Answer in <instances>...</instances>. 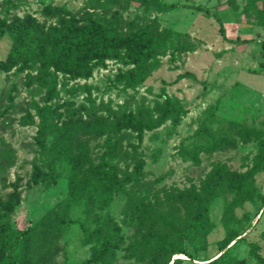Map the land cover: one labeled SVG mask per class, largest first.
<instances>
[{"label":"rangeland","instance_id":"obj_1","mask_svg":"<svg viewBox=\"0 0 264 264\" xmlns=\"http://www.w3.org/2000/svg\"><path fill=\"white\" fill-rule=\"evenodd\" d=\"M164 1L206 11L0 0V226L46 219L22 264H208L233 233L230 264H264V0ZM54 30L111 42L54 65ZM167 98L176 127L160 123ZM207 202L211 228L195 229Z\"/></svg>","mask_w":264,"mask_h":264},{"label":"trees","instance_id":"obj_2","mask_svg":"<svg viewBox=\"0 0 264 264\" xmlns=\"http://www.w3.org/2000/svg\"><path fill=\"white\" fill-rule=\"evenodd\" d=\"M248 1H249L251 8L256 7L257 0H248ZM146 2L152 3L154 8L160 9V10H176V9L184 7V8L196 9L199 11H206L204 8H201V7L194 8V7H187V6H179L177 4H168L164 0H146ZM262 25L264 26V23ZM54 31L56 34L53 35L54 38L52 41V47L50 49L51 54H48V52L45 51L41 56L44 59L46 58L47 60H50V61L45 60L46 62L53 63L55 65V62L60 61L68 52L70 55H72L73 47L78 49V47L80 48V45H79V42L73 41V44H72L69 40H66L67 38H65L62 35L61 31L59 30H54ZM222 32H223V35L225 36L226 33H225L224 28H222ZM101 37H102V34L96 36L94 39L88 38V40H85L84 43L81 44L80 49H84L85 47L90 46L92 48L93 53L98 51V49H100L101 54L106 52L108 50V47L111 41L109 40V41H106V42L104 41L101 43L99 41ZM156 41L157 43H164L166 39L165 40L163 38L155 39L154 44L156 43ZM229 42L237 43V44H247V43H250L251 40H237V41H229ZM70 46H72L71 50H69ZM263 47H264V44H263ZM156 51H157V48L154 45L152 48L146 50L144 54V60L155 56ZM180 78H182V76ZM167 103H168V108L162 113L161 118H160V123L162 124V123H165V121L167 120H171L173 125L176 127L180 124L183 115L181 114V112L175 111L171 103V99L167 98ZM52 169H53V166H52ZM115 176H116V171L114 170H112V176H108V173H106L104 170H101V176L100 177L97 176V179H98V182H105L107 180H110V182H115L113 180ZM212 179H213V175H212ZM75 200H76V197L73 196L71 201L67 204L68 208L74 205ZM208 203L210 202H207V205L202 207V214L196 220L195 225H194L195 229L208 230L211 228L212 223L207 218L209 215V208H210V204ZM17 205H18V202L15 197L13 198L9 206L10 211L13 212ZM58 220H57L58 223H65L67 221L66 218L61 219L59 221ZM52 221L54 222V220ZM42 225H46V219L39 222L35 227L29 228L27 230L13 229L9 224L0 226V247L2 251V257L0 258V264H22L21 255L24 250V246L27 240L29 239V236L31 235V233L34 231L35 228L40 227ZM168 227H169V224H168ZM82 228H83V232H84V235L87 241L96 242L97 244L104 245L103 247L105 248L106 242L104 241L102 236H100L99 234L91 233L84 226H82ZM238 238H239L238 233L230 234L226 238V240L223 242V244L221 245L220 255L215 260L210 261L208 264H230V260H231L230 249L233 246V243ZM156 244H157V250L159 252L165 247V249L170 251L171 256H178V255L179 256H183V255L189 256L188 252H186L185 250H179L174 245H169L166 242H162L159 240Z\"/></svg>","mask_w":264,"mask_h":264}]
</instances>
